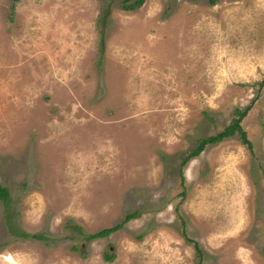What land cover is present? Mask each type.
I'll list each match as a JSON object with an SVG mask.
<instances>
[{
	"label": "rangeland",
	"instance_id": "rangeland-1",
	"mask_svg": "<svg viewBox=\"0 0 264 264\" xmlns=\"http://www.w3.org/2000/svg\"><path fill=\"white\" fill-rule=\"evenodd\" d=\"M122 4L0 0V264H264V0Z\"/></svg>",
	"mask_w": 264,
	"mask_h": 264
},
{
	"label": "trees",
	"instance_id": "trees-1",
	"mask_svg": "<svg viewBox=\"0 0 264 264\" xmlns=\"http://www.w3.org/2000/svg\"><path fill=\"white\" fill-rule=\"evenodd\" d=\"M145 1L146 0H123L122 8L125 11H134L142 7ZM19 2L20 0H12V10L13 11L15 9V6ZM110 12H111V9H110V6L108 5L106 8H104L101 16L98 19L99 34H100L98 59H99L100 64L102 63L103 56L105 54L106 34H107V26H108V20L110 17ZM251 108H252V104H249L243 109L237 108L234 111V118L232 119L229 125H227L222 131L216 133L215 135H211V136L201 139L198 145L194 149L189 151L187 156L182 160L180 164V174L182 175L183 167L188 163V161L200 155V153L205 149L206 146L217 144L235 135L239 137L243 145H245L250 151H252L253 149L252 143L250 139L248 138L247 132L244 130L242 126V121L247 116ZM182 181H184L183 175H182ZM11 199H12V196L9 191V188L3 184H0V201H2V203L6 206V211H7L6 222H7V227H8L9 232L17 236L18 238L34 239V240L47 242L48 235H46L43 232L29 233V232L21 231L19 227L17 228L16 223L14 222V220L10 217V214L8 213ZM137 216H138V213L136 212L128 213L122 222L112 227L103 228L94 233H86L82 229V227L78 225L77 226L73 225L72 227H73V231H75L76 233L80 234L83 237V240L85 241V243H91L98 239L107 238L112 233L118 230H121L125 226V224H127L132 219L137 218ZM71 223L73 222L69 221L68 225H70ZM194 244H195L196 252L198 253V255H201L202 250L200 249L198 244H196V242H194ZM72 249L74 251L82 252L83 256L86 254V252H83L80 250L79 246L74 245L72 246ZM104 258L106 261L111 262L115 259V254H111L110 252H105Z\"/></svg>",
	"mask_w": 264,
	"mask_h": 264
},
{
	"label": "bare ground",
	"instance_id": "bare-ground-1",
	"mask_svg": "<svg viewBox=\"0 0 264 264\" xmlns=\"http://www.w3.org/2000/svg\"><path fill=\"white\" fill-rule=\"evenodd\" d=\"M11 256V255H10ZM4 257V256H3ZM5 258V257H4ZM10 258H12V257H10ZM10 258L9 259H7V260H9L10 261ZM12 260V259H11ZM13 261V260H12Z\"/></svg>",
	"mask_w": 264,
	"mask_h": 264
}]
</instances>
